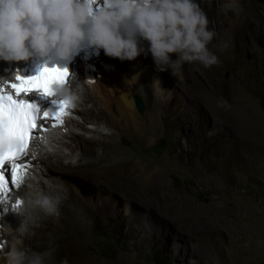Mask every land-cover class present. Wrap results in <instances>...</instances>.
Here are the masks:
<instances>
[{"label":"rangeland","instance_id":"374dc122","mask_svg":"<svg viewBox=\"0 0 264 264\" xmlns=\"http://www.w3.org/2000/svg\"><path fill=\"white\" fill-rule=\"evenodd\" d=\"M238 8L208 45L219 64L184 63L172 87L188 120H158L152 140L120 130L127 158L153 163L156 179L138 187L130 174L115 175L116 211L79 215L78 229L55 243L63 252L87 264H264V0ZM115 150L105 142L112 159ZM82 182L75 186L89 192Z\"/></svg>","mask_w":264,"mask_h":264},{"label":"bare ground","instance_id":"6f19581e","mask_svg":"<svg viewBox=\"0 0 264 264\" xmlns=\"http://www.w3.org/2000/svg\"><path fill=\"white\" fill-rule=\"evenodd\" d=\"M240 1L242 0H195L209 20L208 28L212 22L215 24L218 22L216 26L218 28L214 30L215 35L223 34L224 24L234 25ZM104 3L105 0H94L93 10ZM140 46L145 51L134 60L122 61L103 52L95 59L96 66L90 71H85L82 63H76L73 71L70 69L67 71L65 66L57 63L54 50L45 56L34 54L25 61L0 60V84H4L5 81L15 82L17 74L32 77L44 67H56L66 69L68 75L64 84H70L78 96L72 111L74 117H67L64 124L54 130L36 133L28 150L31 163L24 173L21 186L13 189L7 194L5 201L0 202V254L6 252L15 239L20 238L17 228L24 216L17 210L24 209L22 198L25 194L29 191L54 194L59 190L65 196L60 207L59 219L45 216L38 208L28 209L25 213L26 222L34 235L24 237L23 243L35 251L51 249L53 251L51 264L64 262L87 264L81 257L63 252L60 245L55 244L57 239L75 232L78 229L75 220L85 212L102 210L103 216L107 218L106 213L116 211L115 206L119 202L114 199L111 186L116 183L115 175L123 178L130 174L138 187L156 179V173L151 172L153 163L143 165L127 158L126 149L129 147H126L129 146L130 140L124 137L120 130L131 129L139 138L152 140L158 120H188V117L184 112L181 98L175 93L176 90L172 89L181 74L172 76L169 69V76L172 79L169 77V80H166L153 62L151 54L147 52L148 42L142 40ZM171 58L176 59V55L171 54ZM73 73L77 77H74ZM76 82L81 84L76 86L78 91L76 87L74 88ZM6 90L13 92L10 87ZM136 92L141 98V103L136 98ZM179 92L185 95L184 88H180ZM22 95L34 98L38 102L42 101L44 96L38 89ZM86 102L90 104L85 106ZM137 105L140 109L142 106V110H139ZM171 110H175V113L169 118L170 114L167 112ZM236 114L235 111L234 116ZM116 136L119 140L115 139ZM106 141L117 148L115 159L104 152ZM106 160L109 161L105 163ZM113 167L116 173L110 172ZM60 173L62 175L58 176ZM109 174H114V178H109ZM80 179L82 183H87L89 192L84 193L82 192L84 190L75 186V182ZM28 185H31V188ZM81 192L86 196L84 198L86 202L82 201ZM17 200L21 203L18 209L13 211L12 205Z\"/></svg>","mask_w":264,"mask_h":264},{"label":"clouds","instance_id":"9594fccd","mask_svg":"<svg viewBox=\"0 0 264 264\" xmlns=\"http://www.w3.org/2000/svg\"><path fill=\"white\" fill-rule=\"evenodd\" d=\"M92 5L93 0H0V60L25 61L51 50L66 57L83 41L109 57L134 60L145 51L140 46L143 40L148 42L147 52L159 70L170 69L172 76L182 72L184 63L198 62L204 67L219 64L208 47L215 31L208 28L209 20L195 0H105L95 10ZM96 58L90 59L94 66L91 60ZM76 63L84 64L78 58L72 69ZM53 92L69 106L78 100L70 84H57ZM220 103L226 105L227 101ZM11 146L0 140V153ZM64 198L59 190L25 194L24 209L17 210L24 216L17 228L20 238L0 254V264H51V249L35 251L24 245L23 238L34 235L25 213L38 208L58 220Z\"/></svg>","mask_w":264,"mask_h":264},{"label":"snow or ice","instance_id":"6c2138e0","mask_svg":"<svg viewBox=\"0 0 264 264\" xmlns=\"http://www.w3.org/2000/svg\"><path fill=\"white\" fill-rule=\"evenodd\" d=\"M67 75L66 69L44 67L36 76L22 77L17 74L15 82L0 84V140L12 145L8 151L0 153V202H4L7 194L18 189L23 182L24 173L31 163L25 159L29 155L30 140L35 139L37 132L47 131L49 121L53 127L63 125V118L68 115L66 109L69 105L62 99L52 101L59 104L55 111H41L34 101L25 100L22 94L38 89L51 96L54 94L53 85L65 83ZM7 87L13 92H8ZM20 203L17 200L12 205L13 211Z\"/></svg>","mask_w":264,"mask_h":264},{"label":"water","instance_id":"95a60500","mask_svg":"<svg viewBox=\"0 0 264 264\" xmlns=\"http://www.w3.org/2000/svg\"><path fill=\"white\" fill-rule=\"evenodd\" d=\"M163 146H164V142H163V140H161L160 147H163Z\"/></svg>","mask_w":264,"mask_h":264},{"label":"trees","instance_id":"16d2710c","mask_svg":"<svg viewBox=\"0 0 264 264\" xmlns=\"http://www.w3.org/2000/svg\"><path fill=\"white\" fill-rule=\"evenodd\" d=\"M155 255H156V256H155ZM153 257H157V254L154 253V254H153Z\"/></svg>","mask_w":264,"mask_h":264}]
</instances>
